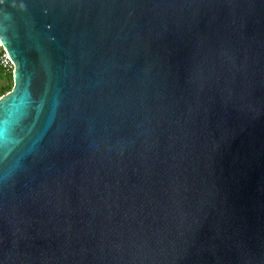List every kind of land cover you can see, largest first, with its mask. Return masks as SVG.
<instances>
[{"label":"water","instance_id":"1","mask_svg":"<svg viewBox=\"0 0 264 264\" xmlns=\"http://www.w3.org/2000/svg\"><path fill=\"white\" fill-rule=\"evenodd\" d=\"M0 264H264V0H2Z\"/></svg>","mask_w":264,"mask_h":264},{"label":"trees","instance_id":"2","mask_svg":"<svg viewBox=\"0 0 264 264\" xmlns=\"http://www.w3.org/2000/svg\"><path fill=\"white\" fill-rule=\"evenodd\" d=\"M0 96L3 95L5 92H8L12 88V72L11 71H4L0 68Z\"/></svg>","mask_w":264,"mask_h":264},{"label":"built area","instance_id":"3","mask_svg":"<svg viewBox=\"0 0 264 264\" xmlns=\"http://www.w3.org/2000/svg\"><path fill=\"white\" fill-rule=\"evenodd\" d=\"M0 68L4 71H11L13 70V63L6 54L5 50L2 48L0 44Z\"/></svg>","mask_w":264,"mask_h":264},{"label":"rangeland","instance_id":"4","mask_svg":"<svg viewBox=\"0 0 264 264\" xmlns=\"http://www.w3.org/2000/svg\"><path fill=\"white\" fill-rule=\"evenodd\" d=\"M1 84H2V82H0V85H1ZM8 92H9V91H8ZM6 93H7V92H5L3 95H5ZM3 95H1L0 98H1Z\"/></svg>","mask_w":264,"mask_h":264},{"label":"snow or ice","instance_id":"5","mask_svg":"<svg viewBox=\"0 0 264 264\" xmlns=\"http://www.w3.org/2000/svg\"><path fill=\"white\" fill-rule=\"evenodd\" d=\"M0 2H2V0H0Z\"/></svg>","mask_w":264,"mask_h":264}]
</instances>
